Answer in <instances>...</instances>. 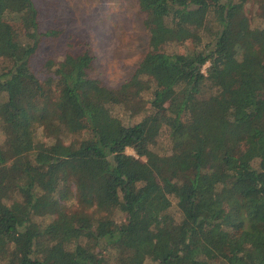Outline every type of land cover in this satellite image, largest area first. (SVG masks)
Segmentation results:
<instances>
[{
  "label": "trees",
  "instance_id": "1",
  "mask_svg": "<svg viewBox=\"0 0 264 264\" xmlns=\"http://www.w3.org/2000/svg\"><path fill=\"white\" fill-rule=\"evenodd\" d=\"M249 1L138 0L165 50L111 88L88 50L39 76L56 30L34 0H0V264H264V0L257 24Z\"/></svg>",
  "mask_w": 264,
  "mask_h": 264
},
{
  "label": "rangeland",
  "instance_id": "2",
  "mask_svg": "<svg viewBox=\"0 0 264 264\" xmlns=\"http://www.w3.org/2000/svg\"><path fill=\"white\" fill-rule=\"evenodd\" d=\"M34 1L39 8L42 30H56L55 34L45 37L32 60L34 70L41 77L44 76L43 64L48 57L62 60L68 51L88 50L94 57L89 69L90 75L111 88H119L131 79L147 51L165 50L161 42L153 39L147 14L138 0ZM245 13L257 24L261 20L259 2L250 0ZM213 24L215 28V22ZM214 28L203 32L205 40L210 35L212 37ZM193 46L190 40L172 45L171 51L186 52ZM206 67L207 65L204 67L205 72ZM116 113L125 123L137 122L145 114L140 111L133 115V112L122 107H117ZM166 135L164 131L158 139L156 148L161 153L171 150V143ZM81 137L83 136L79 135ZM3 138L0 133V141ZM127 153L135 154V151L129 147ZM68 205L69 208H76L73 200L68 201ZM114 216L121 220L125 215L115 211ZM39 219L48 222L51 218Z\"/></svg>",
  "mask_w": 264,
  "mask_h": 264
}]
</instances>
